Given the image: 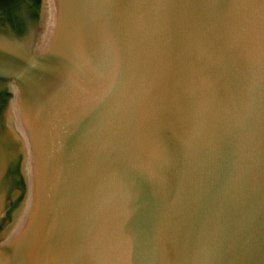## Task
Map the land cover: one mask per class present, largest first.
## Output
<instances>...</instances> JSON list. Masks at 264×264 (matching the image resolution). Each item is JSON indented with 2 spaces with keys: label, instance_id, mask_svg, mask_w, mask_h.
Listing matches in <instances>:
<instances>
[{
  "label": "water",
  "instance_id": "obj_1",
  "mask_svg": "<svg viewBox=\"0 0 264 264\" xmlns=\"http://www.w3.org/2000/svg\"><path fill=\"white\" fill-rule=\"evenodd\" d=\"M0 264H264V0H0Z\"/></svg>",
  "mask_w": 264,
  "mask_h": 264
}]
</instances>
